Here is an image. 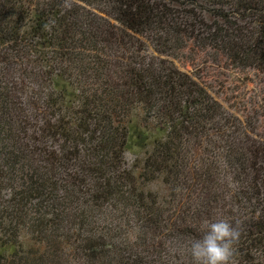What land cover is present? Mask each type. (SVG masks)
<instances>
[{
    "label": "trees",
    "instance_id": "obj_1",
    "mask_svg": "<svg viewBox=\"0 0 264 264\" xmlns=\"http://www.w3.org/2000/svg\"><path fill=\"white\" fill-rule=\"evenodd\" d=\"M0 64V264H264V0H0Z\"/></svg>",
    "mask_w": 264,
    "mask_h": 264
},
{
    "label": "clouds",
    "instance_id": "obj_2",
    "mask_svg": "<svg viewBox=\"0 0 264 264\" xmlns=\"http://www.w3.org/2000/svg\"><path fill=\"white\" fill-rule=\"evenodd\" d=\"M240 236L238 227L225 219L208 222L204 234L187 247L192 264H233Z\"/></svg>",
    "mask_w": 264,
    "mask_h": 264
},
{
    "label": "rangeland",
    "instance_id": "obj_3",
    "mask_svg": "<svg viewBox=\"0 0 264 264\" xmlns=\"http://www.w3.org/2000/svg\"><path fill=\"white\" fill-rule=\"evenodd\" d=\"M202 17L206 23H213V21H218L213 15L207 11L202 12ZM220 22V21H218ZM4 65L0 64V74L5 72ZM156 137V133L152 131V128L146 127L141 124L140 116H136L132 119V124L129 126V135L126 144V150L124 154V160L126 162L127 168L137 167L140 160L144 157L146 151L151 147L153 138ZM135 175L138 174V170L134 168ZM148 189L152 192H155L160 199H163L166 196V188L159 182H154L148 185ZM25 241V240H24ZM189 242L179 243V241H172L168 243V246L171 248V253L180 255L186 254L185 249L187 250V245Z\"/></svg>",
    "mask_w": 264,
    "mask_h": 264
}]
</instances>
